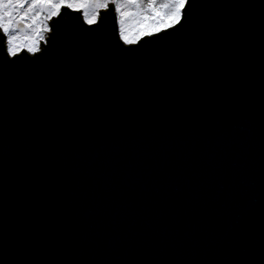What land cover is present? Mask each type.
<instances>
[{"label": "snow or ice", "instance_id": "1", "mask_svg": "<svg viewBox=\"0 0 264 264\" xmlns=\"http://www.w3.org/2000/svg\"><path fill=\"white\" fill-rule=\"evenodd\" d=\"M254 4L0 0V101L11 97L29 132L22 195L0 213V264H264V174L257 187L246 172L264 8L217 11ZM40 120L71 121L67 181L50 174L72 149L49 128L33 139ZM256 217L258 241L247 227Z\"/></svg>", "mask_w": 264, "mask_h": 264}, {"label": "water", "instance_id": "2", "mask_svg": "<svg viewBox=\"0 0 264 264\" xmlns=\"http://www.w3.org/2000/svg\"><path fill=\"white\" fill-rule=\"evenodd\" d=\"M252 2L256 4L243 9L226 7L218 9L217 11L226 13L243 12L254 17L258 15L260 7L264 8V0H252ZM104 27L106 30L108 29L107 20L105 21ZM251 58L254 63L264 61V32L258 34L251 51ZM2 59L3 57L0 56V60ZM51 64L52 58L49 57L40 66L49 67ZM254 87L255 90L248 99L252 140L247 149L246 172L250 181L258 187L261 180V173L264 174V166H262L261 161L264 160V144H261L260 140V132L264 135V78L258 75ZM90 99V97L85 98L83 102L87 105L90 103ZM70 103L71 101H66V110L67 105ZM80 124L82 127H87L88 122L82 118ZM244 127L248 128L249 125L245 124ZM44 128H49V136L57 148L68 146L72 149L68 153H61L58 158V168L50 174L53 183H57L61 179L67 181L69 179V173L62 171L63 164L65 160L69 158L75 159L77 155L74 148H72L73 127L71 121L61 120L54 129H51L45 121L40 120L32 127L30 135L33 139H39ZM97 132L99 133L98 140L102 141L104 135L102 122H97ZM28 136L29 132L25 129L24 118L14 110L11 97L6 101H0V213L10 212L13 203H18L22 195V188L17 183L16 178L17 174L24 167L19 153ZM170 142H174V137ZM145 147L147 148L148 146L146 145ZM83 164L87 168V159L84 160ZM121 192L124 195L128 194L127 185L122 186ZM144 192L146 195L150 194V185H145ZM95 198L105 202L109 200L107 194H98ZM198 222V218H193L194 224ZM247 227L258 241L260 228L258 217L250 219ZM239 260L240 258L232 255H221L213 258L212 264H239Z\"/></svg>", "mask_w": 264, "mask_h": 264}]
</instances>
